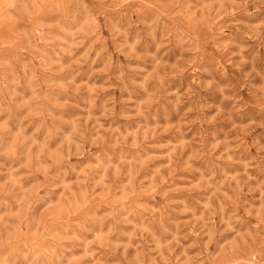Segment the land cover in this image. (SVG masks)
Segmentation results:
<instances>
[{
	"label": "rangeland",
	"instance_id": "374dc122",
	"mask_svg": "<svg viewBox=\"0 0 264 264\" xmlns=\"http://www.w3.org/2000/svg\"><path fill=\"white\" fill-rule=\"evenodd\" d=\"M0 264H264V0H0Z\"/></svg>",
	"mask_w": 264,
	"mask_h": 264
}]
</instances>
